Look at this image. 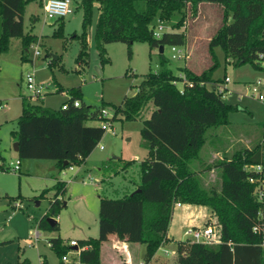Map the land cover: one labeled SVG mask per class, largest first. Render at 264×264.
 Segmentation results:
<instances>
[{"label":"trees","instance_id":"obj_1","mask_svg":"<svg viewBox=\"0 0 264 264\" xmlns=\"http://www.w3.org/2000/svg\"><path fill=\"white\" fill-rule=\"evenodd\" d=\"M28 1L0 0V53L8 50L13 38H19L25 50L37 41L36 35L23 32V14ZM205 2L220 7L221 24L208 41L211 64L198 73L186 66L180 67L187 82L166 67L149 71L131 96L123 97L119 104L102 102L100 106L86 105L79 87L70 88L69 98L56 109L21 95L17 129L12 132L18 142V159H50L59 170L85 162L105 133L102 122H111L118 116L133 120L148 103L153 105L140 129L147 153L139 162L135 190L118 198L100 197L99 237L78 240L80 246H88L79 254L84 264H102L101 242L107 233L125 236L127 206H131L132 212L127 229L132 230L133 240L145 245L143 262L149 263L169 239L167 232L176 203L207 207L216 217L220 242L179 240L175 264H264V226L258 232L253 231L260 223L258 212L263 204L253 194L254 184L248 181L249 175L256 174L244 168L247 164H264L262 141L251 147H239L230 156L224 155L214 162L213 166L219 169V188L202 183L198 172L210 166L197 164L207 141V130L228 124L229 113L241 109L224 100L215 88L206 86L210 82H224V78H212L218 66L214 48L222 49L226 62L232 61L235 66L249 63L260 70L255 60L257 53L264 51V0H73L82 10L80 48L75 62L80 65L88 62V29L95 5L98 17L93 40L100 63L105 64L110 62L105 45L112 42L125 43L128 57L134 42L147 43L150 51L165 45L184 47L186 36L179 28L185 18V8L195 15ZM173 18L177 19L173 24L175 29L164 30L160 37L153 35L158 19L167 22ZM63 19H55L58 26L53 35L62 34ZM21 58L27 59L23 54ZM160 63L163 65L162 60ZM178 82L182 83L181 88ZM76 100L78 106L73 104ZM63 104L66 108H62ZM106 107L112 110L110 116L101 114V109ZM89 121H98V124H88ZM261 124L264 134V122ZM131 162L126 161L121 169L125 170ZM53 189L54 197L37 221L40 230L59 229L57 221L50 225L47 218H57L63 205L58 195L65 192V182L58 180ZM47 191L48 188L43 189L40 195ZM48 243L58 256V264H72L62 261L69 247L61 237H51ZM17 264H29V261L24 258ZM40 264H49L46 257L41 258Z\"/></svg>","mask_w":264,"mask_h":264},{"label":"rangeland","instance_id":"obj_2","mask_svg":"<svg viewBox=\"0 0 264 264\" xmlns=\"http://www.w3.org/2000/svg\"><path fill=\"white\" fill-rule=\"evenodd\" d=\"M44 2L45 0H29L23 14L24 34L36 35L37 41L25 50L21 40L13 38L8 50L0 53V207H6L0 210V241H3L0 244V255H5L12 262L16 256L20 260L26 258L29 264H40L42 257H46L49 264H58V256L48 243L51 237H61L69 247L68 251L71 250V239L78 241L99 237L102 208L100 197L118 198L135 190V182L139 180V162L147 153L140 129L142 121L149 117L153 105L148 103L133 120L118 116L111 121L110 129L113 133L105 131L99 141L103 149H99L97 145L82 166L75 165L73 170H59L53 168V160L26 158L20 160L18 170H13L18 156L13 148L16 140L12 132L17 129L21 95L30 96L26 87V73L34 72L35 79L43 86L41 99L31 97L30 100L44 107L58 108L69 98L68 90L73 87L81 89L82 101L86 105L100 106L102 102L119 104L123 97L131 96L136 91L149 71L166 67L178 75L183 66L196 73L208 67L212 62L208 53V41L222 19L217 4L202 3L195 15L185 8V18L179 28L186 36L183 57L172 58L170 45H165L160 55L159 49L150 51L147 43L143 42H134L132 54L128 57L125 43L112 42L105 45L110 62L101 64L93 40L98 17L95 5L88 29V62L80 65L75 62V58L80 48L78 36L81 32L82 10L73 3L74 12L63 19L62 34L53 35L58 22L46 18ZM176 22V18L163 22L164 30L175 29L173 24ZM35 49L39 50V55H34ZM214 52L218 66L213 71L212 78L223 79L227 75L230 81L225 82V85L223 82H210L206 86L213 89L225 86L222 98L241 108L229 113L228 124L207 130V141L197 161L203 167L206 164L210 166L198 172L202 183L207 187L219 188V169L213 166L214 162L224 155L230 156L239 147H251L262 138V105L248 94L246 87L256 78L264 77V72L254 69L249 63L235 66L232 61L226 62L220 47H215ZM22 54L27 57L26 60L21 58ZM181 78L184 80L185 74ZM177 85L181 88L182 83L178 82ZM105 109L111 114L110 108ZM87 123L98 124V121ZM129 160L132 161L131 164L125 170L121 169ZM77 172L79 173L75 176ZM58 180L64 181L66 185L65 192L58 195L63 201L56 218L59 229L40 230L37 221L53 199V185ZM45 188L48 191L40 195ZM183 210L193 211V214L195 212V221L201 222L200 225L218 224L208 208L184 209V206H174L169 226L175 239H180L181 236L187 240L191 238L190 235H183L184 229L188 227L183 226L180 217ZM137 244L140 249L134 255L136 264L144 261L145 255V245ZM164 248L160 246L157 249L151 264L175 263L171 251L165 253ZM100 255L103 264H108L104 244ZM114 257L119 264H125L118 252Z\"/></svg>","mask_w":264,"mask_h":264},{"label":"built area","instance_id":"obj_3","mask_svg":"<svg viewBox=\"0 0 264 264\" xmlns=\"http://www.w3.org/2000/svg\"><path fill=\"white\" fill-rule=\"evenodd\" d=\"M43 9L46 18L55 20L59 17H66L74 12L73 0H45L43 4ZM164 31L163 22L159 19L156 21V25L153 28V35L155 37H160L162 32ZM172 50V58H181L184 56L183 47L179 46H171ZM34 55H39V50H34ZM256 63L260 67V71L264 72V51H260L256 55ZM26 87L30 92V97L36 98L42 96L43 86L39 84L35 79L34 72H28L25 75ZM184 81L185 78H184ZM229 76L225 75L224 77V85L225 82H229ZM187 82V81H186ZM225 86L220 87L216 86L215 89L222 93L224 91ZM248 94L258 101L262 105L263 117L262 121L264 122V77H258L253 82L247 84ZM75 106L79 105V101H74ZM62 108H66V104L62 105ZM101 114L103 116H110L111 114L103 108L101 109ZM102 127L105 131H113L110 129V122H102ZM263 144V152L262 157L264 159V138L262 139ZM99 148H103L100 143L97 144ZM20 161L17 159L15 164L13 165V170H18L20 168ZM246 171L255 173L256 176L249 175L248 181L254 184L253 194L256 199L263 204V209L258 212L259 221L258 225L253 227L254 232H258L261 230V226H264V164H247L244 166ZM69 169H73V166H70ZM179 204V203H177ZM261 228V229H260ZM184 235H190L191 241L202 242L205 244H217L220 242V228L218 224L207 223L203 225H190L184 230ZM69 245L71 250L65 253L62 256V261L64 263H72V264H84L80 261L79 254L83 249L88 248L87 245L80 246L78 241L75 239H71L69 241ZM264 246V242L262 243ZM72 252V255L70 253Z\"/></svg>","mask_w":264,"mask_h":264},{"label":"crops","instance_id":"obj_4","mask_svg":"<svg viewBox=\"0 0 264 264\" xmlns=\"http://www.w3.org/2000/svg\"><path fill=\"white\" fill-rule=\"evenodd\" d=\"M183 74L184 73L182 71H180L178 75L181 76ZM263 138H264V134H263V130H262V138L260 140L262 141ZM246 147H250V146H246ZM99 149H101V148H99ZM89 156L86 158V160L89 158ZM20 164H21V162H20ZM80 166H82V165H80ZM53 168H55V166ZM71 170H73V169H71ZM79 172H77L75 174V176ZM174 206H177V207L184 206V209H191V208H195V207H204V208L207 209V207L202 206V205H195V204H188V203H179V204L176 203ZM127 208L128 209H127V211L125 213V216H124L125 217V219H124L125 221L124 222H126L127 224L128 223L131 224L130 223V222H132V219L130 218L132 216V214H131L132 213L131 212V206H127ZM1 209H6V207H4V206L0 207V210ZM194 214H195V212H194ZM194 214H193V211H184V210L181 211L180 217H181V220H183V222H182L183 226L200 225L201 222H196L195 221V219H196L195 216L196 215H194ZM130 219H131V221H130ZM127 224L124 226V232H125V236L124 237H121L116 232H109V233H107L105 235V238L102 239L101 246H103V244L106 245V252H107V255H108L107 256L108 264H119L118 261L114 257L116 252H118L119 255H121V257H122L121 261L124 262L125 264H136L135 261H134V255L140 249L138 244H137L139 242L137 240H133L132 239V236H131L132 235V230L130 232V230L127 229V226L129 227V224L128 225ZM170 229H171V226H169V229H168V232H167V236L169 238L168 241L164 242L161 246L165 247L164 248V252L165 253H168L169 251H171V253L173 254V258L172 259L175 262L177 241L185 240L186 238L184 239L181 236L180 239H175L174 235H172ZM36 234L39 235L38 232H36ZM183 235H184V232H183ZM2 242L3 241H0V244ZM154 256H155V254H154ZM154 256L152 257V259L147 264H151L152 260L154 259ZM19 260H20L19 257L16 256L15 261L12 262V260L11 259H7V257L5 255H3V256L0 255V264H17V262ZM40 262H41V259H40ZM101 263L103 264L102 260H101ZM137 264H145V263L143 261H139Z\"/></svg>","mask_w":264,"mask_h":264},{"label":"water","instance_id":"obj_5","mask_svg":"<svg viewBox=\"0 0 264 264\" xmlns=\"http://www.w3.org/2000/svg\"><path fill=\"white\" fill-rule=\"evenodd\" d=\"M159 52H163V46H160L159 48ZM120 135V134H119ZM13 148L15 151L18 150V142L15 141L14 144H13ZM66 163V161H64V164ZM48 222L50 223V225H53L57 220L54 219V218H47Z\"/></svg>","mask_w":264,"mask_h":264}]
</instances>
